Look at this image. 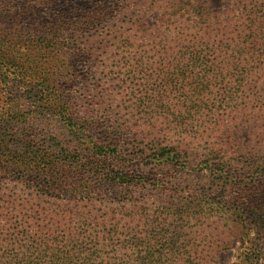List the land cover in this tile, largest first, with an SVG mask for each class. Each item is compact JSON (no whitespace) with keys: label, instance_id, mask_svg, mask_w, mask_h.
Masks as SVG:
<instances>
[{"label":"trees","instance_id":"trees-1","mask_svg":"<svg viewBox=\"0 0 264 264\" xmlns=\"http://www.w3.org/2000/svg\"><path fill=\"white\" fill-rule=\"evenodd\" d=\"M142 1L100 0L88 11L82 0H0L10 26H0V264H215V242L193 232L212 219L217 232L256 220L258 210L243 208L244 191L226 194L237 173L222 142H230L229 121L240 110L253 102L264 108V0H239L223 16L210 0H164L162 23L180 20L172 31L180 47L173 51L165 37L164 68L155 75L148 64L158 89L146 93L140 112L149 127L159 117L170 122L159 130L165 135L153 159L182 155L183 145L172 141L196 121L213 124L221 140L208 148L205 168L223 184L181 191L135 176L131 168L148 158L147 149H126L123 126L97 132L99 121L74 92L69 51L83 58L81 41H133L143 32ZM129 15L135 30L121 23ZM14 85L28 95L17 97ZM141 182L169 198L108 205ZM255 255L245 251L237 264H253Z\"/></svg>","mask_w":264,"mask_h":264},{"label":"rangeland","instance_id":"rangeland-1","mask_svg":"<svg viewBox=\"0 0 264 264\" xmlns=\"http://www.w3.org/2000/svg\"><path fill=\"white\" fill-rule=\"evenodd\" d=\"M112 1L117 6L122 5L120 0H102L104 4H111ZM26 2L28 0H23L22 5ZM82 2L89 11L99 5L97 3H100V0H82ZM151 2L152 10L150 9ZM210 2L214 12L223 16L227 12L229 13V9L238 4L239 0H210ZM147 3V7L142 6L140 9L144 11V18L140 17L145 21L142 23L143 32L138 28L133 41L117 43L112 38L96 39L90 45L81 41L84 45L83 58L78 55L77 50L69 51L70 58L73 61L76 60L75 70H73L74 92L77 97L82 98L78 102L79 106L87 109L97 119L96 121H99L100 125L96 126L97 132H100L103 124L109 127L123 126L126 132L123 141L126 149H130V152L147 149L148 158L141 160L139 166L131 168L135 176L147 175L149 179L157 178L165 187H172L174 190L179 189L180 191L188 188H201L202 190L212 187L214 189L215 186L223 183L209 169L205 168V162L209 159L208 148L221 143V140L215 133L214 125L209 121H196L192 123L194 128L190 126V130H182V134H179L180 137H174L176 139L172 143L177 142L183 145L182 155L173 161L165 160L164 163L163 160L155 162L153 159L152 155L163 143L165 135L159 130L166 129L170 122L165 117H159L153 124L149 123L152 125L149 127L145 112L141 114L139 107L146 101L143 98L146 93L152 92V89H158L157 84H153L155 80H150L152 72L148 64L153 63L156 69L155 75L164 68L165 64L162 60L165 53L163 50L168 43L165 37L168 36L173 51H178V47H180L174 40L176 34L172 32L176 27L175 23H179L180 20L174 18L170 22V27L167 23L163 24L164 12L161 7H166L165 1H142V5ZM8 10L9 8H5V11ZM133 13H135L134 10ZM132 16L122 17L121 23L124 20L127 23L124 25L125 30H135L132 29L133 21L130 20ZM232 16L234 17V15ZM0 26L10 27L8 20L3 18H0ZM111 26L112 23H109L105 27L108 29ZM172 56L173 54H170V57ZM78 59L81 61H77ZM14 89L15 92L18 91L17 97L23 96V94L28 95V92L23 88L14 85ZM262 95L264 96V93ZM97 110L99 111L97 112ZM229 123V130L232 132L230 142L222 143L227 144L230 153L227 158L231 159V162L228 163L229 169L231 172L237 173V178L230 179L233 181L230 185V192L228 191L226 194H232L238 198L239 194L236 191H244L245 198L241 199V202L244 203L243 208L258 210V215L255 221L245 222V229L240 227L242 230L239 229V231L235 228L233 232H228V228H223L224 226L221 224V230L217 232L216 227L219 221L212 219L211 225L205 224L200 228V233L197 231L193 233L198 237H206L207 241L215 242L213 248L215 264H237L240 255L245 251L256 254L253 264H264V108L259 109L256 103H249L234 115ZM154 126H157V129H152ZM152 133H154L152 136H147ZM156 137L158 138L154 140ZM133 147H136V150H133ZM223 157L225 158V156L221 158ZM218 164L219 160L213 163L212 172L216 175L221 169L219 167V170H215ZM143 183L141 182L137 189L134 188L116 196L112 195L114 204L112 201L111 203L107 202L108 205L114 209L123 205L134 207L138 205V201L140 203L148 201L147 199H150L151 202L165 201L169 198L161 189L152 190L151 182H147L146 185ZM123 197L126 202L120 204L118 200ZM236 227L238 226L236 225ZM212 233L215 234L213 238L211 237Z\"/></svg>","mask_w":264,"mask_h":264}]
</instances>
